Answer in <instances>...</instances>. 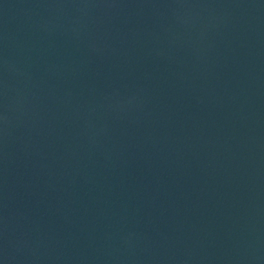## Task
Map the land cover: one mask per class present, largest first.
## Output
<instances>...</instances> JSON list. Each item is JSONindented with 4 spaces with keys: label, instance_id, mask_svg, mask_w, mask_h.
Here are the masks:
<instances>
[{
    "label": "water",
    "instance_id": "obj_1",
    "mask_svg": "<svg viewBox=\"0 0 264 264\" xmlns=\"http://www.w3.org/2000/svg\"><path fill=\"white\" fill-rule=\"evenodd\" d=\"M0 264H264V0H0Z\"/></svg>",
    "mask_w": 264,
    "mask_h": 264
}]
</instances>
